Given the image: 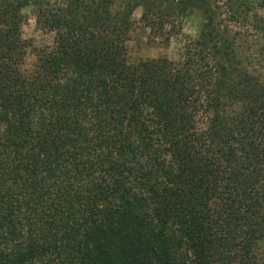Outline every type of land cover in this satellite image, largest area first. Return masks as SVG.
I'll use <instances>...</instances> for the list:
<instances>
[{"label":"trees","instance_id":"1","mask_svg":"<svg viewBox=\"0 0 264 264\" xmlns=\"http://www.w3.org/2000/svg\"><path fill=\"white\" fill-rule=\"evenodd\" d=\"M113 1H0V264H264V73L211 0ZM27 7L54 35L30 74ZM137 9L202 16L180 62L128 61Z\"/></svg>","mask_w":264,"mask_h":264},{"label":"rangeland","instance_id":"2","mask_svg":"<svg viewBox=\"0 0 264 264\" xmlns=\"http://www.w3.org/2000/svg\"><path fill=\"white\" fill-rule=\"evenodd\" d=\"M47 1L58 7H64L69 2L80 0ZM131 1L114 0L110 7V14L115 15L124 11ZM211 3L215 7L217 22L235 43L242 64L251 73H264V8L261 6V1L211 0ZM22 13L25 22L21 27V38L25 43V55L21 70L25 74H30L36 65L37 50L52 46L54 35L38 28L35 22V8L27 7ZM140 17V9L133 12L132 20H135V25L127 42L130 63L162 58L175 63L180 62L185 45L197 38L203 23L202 16L195 13L181 20L179 31L176 34L161 37L144 29L138 22Z\"/></svg>","mask_w":264,"mask_h":264}]
</instances>
